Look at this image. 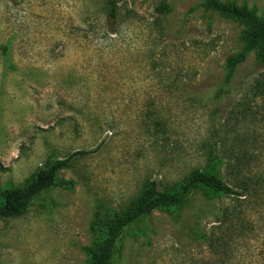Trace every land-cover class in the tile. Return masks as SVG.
<instances>
[{"label":"rangeland","instance_id":"374dc122","mask_svg":"<svg viewBox=\"0 0 264 264\" xmlns=\"http://www.w3.org/2000/svg\"><path fill=\"white\" fill-rule=\"evenodd\" d=\"M215 1L264 19V0ZM117 6L114 23L105 0H0V193L84 153L59 171L71 189L51 188L23 215L0 217V264H86L96 219L129 208L150 182L175 188L209 153L240 158L248 191L197 190L151 212L125 230L112 264H264L258 51L225 82V60L248 26L207 0Z\"/></svg>","mask_w":264,"mask_h":264},{"label":"trees","instance_id":"16d2710c","mask_svg":"<svg viewBox=\"0 0 264 264\" xmlns=\"http://www.w3.org/2000/svg\"><path fill=\"white\" fill-rule=\"evenodd\" d=\"M107 17L111 22H116L118 0H105ZM208 7L223 14L244 22L249 30L244 34L241 49L229 55L225 60V79L229 83L249 54L257 50L259 63L264 65V19L259 20L253 12L246 8H237L223 5L215 0H207ZM169 6L161 2L156 8L158 14L168 12ZM207 165L202 170L191 172L187 178L175 188L159 190L154 182L145 185L133 204L122 211H113L109 219H96L92 226L94 234L90 245L83 248L86 264H112L115 254L119 249L122 234L131 225L151 214V212L169 211L185 203L191 195L200 190L209 198L229 197L231 195L243 196L249 189V183L242 174L241 159H224L218 154L209 153ZM84 155L83 152L73 153L66 159L56 160L47 167L39 169L34 177L24 186L6 188L0 193V217L10 218L23 215L31 202L44 193L54 188L71 189L72 181H64L59 177V171L70 167L71 158ZM224 166L233 174L234 186L226 183L219 174V168ZM235 188L240 189L237 191Z\"/></svg>","mask_w":264,"mask_h":264}]
</instances>
